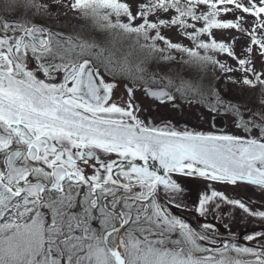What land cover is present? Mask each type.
I'll list each match as a JSON object with an SVG mask.
<instances>
[{
    "label": "snow or ice",
    "instance_id": "obj_1",
    "mask_svg": "<svg viewBox=\"0 0 264 264\" xmlns=\"http://www.w3.org/2000/svg\"><path fill=\"white\" fill-rule=\"evenodd\" d=\"M57 8L110 39H73L35 22ZM0 11V264H264V231L238 245L170 211L183 206L179 178L196 177L209 182L199 216L226 203L264 220L259 206L211 188L244 184L264 196V69L255 65L264 58V0H145L135 12L120 0H0ZM213 29L240 36L218 42ZM172 64L217 80L219 71L257 90L259 106L242 111L204 75H169ZM117 81L126 101L114 98ZM137 90L222 109L237 131L155 126L141 119Z\"/></svg>",
    "mask_w": 264,
    "mask_h": 264
},
{
    "label": "rangeland",
    "instance_id": "obj_2",
    "mask_svg": "<svg viewBox=\"0 0 264 264\" xmlns=\"http://www.w3.org/2000/svg\"><path fill=\"white\" fill-rule=\"evenodd\" d=\"M44 2L50 3L51 0H44ZM63 2L67 3V0H63ZM120 2L128 3L135 12L137 10L138 4L145 2V0H120ZM65 11H67L66 15L64 14ZM3 14L4 13L0 11V15ZM28 18H32V14L30 12L28 13ZM222 18L235 19V17L230 14L223 16ZM246 18L250 19L248 17ZM34 20L36 22L42 23L46 27H58L68 32L73 39L80 37L86 40L96 39L99 42H103L105 39H110L107 34L99 32L91 20L84 19L80 17L78 13H75L71 10H65L63 8L53 9L52 15L50 17H35ZM162 34L166 37H169L173 42L187 43L184 37L180 36L176 29H164L162 30ZM235 36H240V33L235 29L212 30V37L218 42L222 41L225 43H232V37ZM203 38L207 39V37ZM119 46L124 51H127L126 41L121 42ZM243 46H246L245 39L241 38L235 41V51L237 54L241 52ZM140 55L141 54L139 52L134 53L132 57H130L131 62L135 64L140 58ZM218 58L221 60H227L229 64L234 66L235 62L226 55L222 54ZM255 65L257 70L264 69V58L257 56ZM170 67L171 72L169 75H172L174 78L184 77L189 79L195 78L197 75H204L205 84L211 82L214 87L219 89L221 97H223L225 101L239 104L242 111H246L247 108H252L255 110L259 106V92L257 90L249 89L244 86H236L228 82L227 76L223 73H220L219 71L215 73V77H219L217 80L213 78V73L211 70L207 74H198L195 69H189L183 65L172 64ZM167 70V68L162 69V71ZM152 71H156L155 67L149 68V72ZM135 94L141 102V106H144L143 108L147 111H153V116L155 118L160 117V115H163V113L165 115L163 117H166L165 119L169 118L166 121H161L158 123L161 126L168 125L176 127L177 129L188 128L189 130H204V126H206V117L209 113H212L205 106L197 103L189 104L181 100H177L175 104L171 102L161 103L148 97L142 91L137 90ZM217 112L223 114L228 123L232 126L228 133L237 131L231 115L224 112L222 109ZM179 179L184 190L175 203L181 204L183 206L179 208L176 207L175 212L172 211L175 215L183 218L187 222L188 220H192L200 227L204 223H211L215 226L216 234L223 237V239L224 237H233L232 240H235L236 238L240 237L242 241H245L243 238L245 235L251 234L255 231H264V220L250 217L239 208L226 203H221L219 211L210 213L207 216H199L195 209L198 207L199 197L207 190L209 182L196 177H181ZM211 188L223 192L224 195L230 199L241 200L253 210H256L258 206L264 210V196L259 194V190H256L255 192L251 190L250 186L244 184H240L239 186H226L211 183ZM250 201L252 203H249ZM225 225H227V227H225ZM245 242L248 243V246L255 243L254 241ZM238 245L245 244L240 243Z\"/></svg>",
    "mask_w": 264,
    "mask_h": 264
},
{
    "label": "flooded vegetation",
    "instance_id": "obj_3",
    "mask_svg": "<svg viewBox=\"0 0 264 264\" xmlns=\"http://www.w3.org/2000/svg\"><path fill=\"white\" fill-rule=\"evenodd\" d=\"M117 83L119 84V86L114 90V98H123L125 101L127 100V95H126V90L125 87L123 85V83H120L119 81H117ZM134 103L137 104L139 106V114L141 116V119L145 120L146 122H149L155 126H161L160 123L161 121H166L167 119H165L166 117L164 113L163 115H160V117H154L153 116V111H147L146 109H144V106H141V102L139 101L138 97L136 96V94H134Z\"/></svg>",
    "mask_w": 264,
    "mask_h": 264
},
{
    "label": "water",
    "instance_id": "obj_4",
    "mask_svg": "<svg viewBox=\"0 0 264 264\" xmlns=\"http://www.w3.org/2000/svg\"><path fill=\"white\" fill-rule=\"evenodd\" d=\"M53 31L59 32V33L63 34L64 36H67L62 31L55 30V29ZM209 120H210V122L213 125V129L216 130V131H222V130H224L226 128L227 124L225 122L224 117L221 114L212 115Z\"/></svg>",
    "mask_w": 264,
    "mask_h": 264
}]
</instances>
